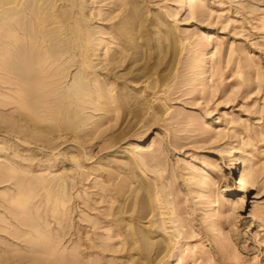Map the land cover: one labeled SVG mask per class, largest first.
Wrapping results in <instances>:
<instances>
[{
	"label": "rangeland",
	"instance_id": "rangeland-1",
	"mask_svg": "<svg viewBox=\"0 0 264 264\" xmlns=\"http://www.w3.org/2000/svg\"><path fill=\"white\" fill-rule=\"evenodd\" d=\"M57 9L64 49L83 47L63 57L60 90L72 89L89 49L97 68L87 71L109 90L103 101L123 89L128 105L106 114L82 104L79 138L67 127L49 143L2 124L32 112L0 79V264L72 258L50 256L33 221L59 239L56 252L79 245L102 264H264V0H60ZM107 51L119 57L110 74L101 69ZM41 102L35 123L53 126L58 117ZM127 162L134 173L122 170ZM18 173L46 180L28 212L17 203ZM62 183L59 227L48 195ZM128 229L139 239L131 248Z\"/></svg>",
	"mask_w": 264,
	"mask_h": 264
},
{
	"label": "bare ground",
	"instance_id": "bare-ground-1",
	"mask_svg": "<svg viewBox=\"0 0 264 264\" xmlns=\"http://www.w3.org/2000/svg\"><path fill=\"white\" fill-rule=\"evenodd\" d=\"M60 0H0V79H8L11 86H15L18 91V96L21 98V105L24 110H29L33 113L37 109V102L42 101L48 110L53 114L55 123L53 126L42 127L35 123V118L32 113L30 115L19 114V122L12 118L2 121L11 133H23L31 139H38L44 134L49 143L56 139L58 131L62 132L67 127L74 129V136L79 138V122L81 120L79 111L82 109V104L95 106V110L106 111L109 114L113 111L125 113L128 96L121 89L119 93L111 97L108 103L103 100L109 94L108 88L100 84L93 73H89L87 68L96 69V64L93 63L92 57L96 56V51L85 50V56L82 68L72 82L71 90H60L61 83L67 79L69 67L64 65L63 57L67 53H73L77 48L66 46V39L62 36L65 29L64 19L60 11L56 10V3ZM124 0H122L123 2ZM131 22L127 21L122 24L119 32V40L123 44L129 35V27ZM82 53L83 47L78 48ZM91 53L89 54V52ZM97 53V52H96ZM82 55V54H81ZM117 52L107 51L105 56L107 59L102 70L110 74V67L115 68L118 58L114 62L113 57ZM76 58V56H73ZM4 83H7L4 80ZM104 83V82H103ZM114 89H111L113 92ZM121 114V115H123ZM25 129V130H19ZM69 129V128H68ZM59 132V133H60ZM234 168H236L234 166ZM125 174L134 173L133 166L128 162L122 167ZM160 174V173H159ZM7 178L6 171L0 169V180L4 181ZM247 175L241 176L237 181L238 191L244 190L247 187ZM131 177H126L118 185L119 188H126L130 183ZM13 184L17 186V203L20 208L28 207L36 197V192L39 188L46 187V180L43 178H35L33 180L17 174L13 178ZM49 182V181H48ZM50 183V182H49ZM49 191L48 201L53 203V214L56 218L59 227H63V223L67 220L68 210L66 204L69 201L68 184L62 183L57 190L52 186ZM142 198L144 196L143 189ZM150 195V193H148ZM151 196H149L150 198ZM141 198V201H142ZM145 198H143L144 202ZM123 210L117 213L123 214ZM118 220V218H114ZM31 229L37 235L36 240L39 243L46 244L44 247L50 250V256L53 258H62L70 256L64 264H102L98 258L84 259L80 253L79 245L75 246L70 252H56L60 241H55V238L48 231L43 230V226L36 221L29 223ZM61 233V232H60ZM128 238H126L127 247L131 248V241L135 242L137 233L128 229ZM109 241H113V236H109ZM112 244V243H108ZM106 248L109 246L104 245ZM94 248V247H93ZM69 253V254H68ZM48 259L51 257L44 256ZM23 259L20 258V261ZM41 258L37 256L34 259L36 264L40 263ZM51 264H61L60 260L51 262ZM42 264V263H41Z\"/></svg>",
	"mask_w": 264,
	"mask_h": 264
}]
</instances>
